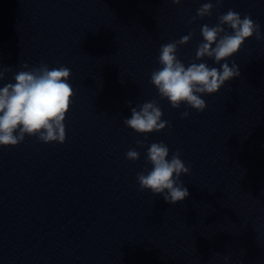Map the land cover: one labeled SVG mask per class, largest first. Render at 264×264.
Segmentation results:
<instances>
[{"label": "clouds", "instance_id": "1", "mask_svg": "<svg viewBox=\"0 0 264 264\" xmlns=\"http://www.w3.org/2000/svg\"><path fill=\"white\" fill-rule=\"evenodd\" d=\"M171 2L178 5L182 0ZM222 3L223 0H216V5ZM213 8L211 0L203 3L190 23L211 16ZM200 32L203 40L197 45L195 59L188 66L178 58L177 52L179 46L192 40L193 32L160 46L158 63L161 67L151 73L150 83L157 89L160 99H166L173 109H180L183 104L197 112L205 111L207 104L201 96L217 93L241 74L234 61L230 66L229 58L239 52L247 39L255 36L257 41L264 40L260 25L250 15L242 18L232 9L220 14L215 25L204 24ZM205 57L220 67L196 62ZM21 69L14 75V83L0 87V147L18 146L26 135L35 136L46 144H63L66 140L64 122L76 94L68 83L71 69L62 65L49 68L43 61L32 68L23 63ZM11 70L0 66V81ZM128 103L131 106L132 102ZM163 115L158 101L152 100L131 107V116L123 123L145 137L136 141L139 147H144L148 134L170 127L169 121L162 120ZM188 116V111L181 112L182 119ZM169 153L170 149L163 141L151 143L146 153V163L151 169L137 173V182L141 190L163 195L167 203L175 205L189 196L181 176L190 174L191 169L180 159L179 150L171 155V159H168ZM125 158L136 161L140 153L129 149Z\"/></svg>", "mask_w": 264, "mask_h": 264}]
</instances>
